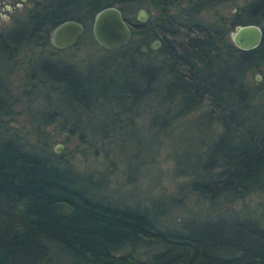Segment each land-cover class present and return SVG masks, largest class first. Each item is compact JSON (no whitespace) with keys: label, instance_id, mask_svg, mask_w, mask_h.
I'll return each mask as SVG.
<instances>
[{"label":"trees","instance_id":"obj_1","mask_svg":"<svg viewBox=\"0 0 264 264\" xmlns=\"http://www.w3.org/2000/svg\"><path fill=\"white\" fill-rule=\"evenodd\" d=\"M136 1L80 0L76 6L92 19L106 5ZM225 1L233 0H189L173 12L178 0H147L158 13L137 21V40L109 49L116 59L100 69L81 71L41 57L30 66L25 85L39 80L47 88L44 98L50 109L45 108L51 111H38L39 123L61 117L70 134L79 131L81 139L92 136L109 144L139 131V141L160 139L174 121L204 110L197 127L211 132L219 123L222 132L202 150L207 157L201 170L181 168L193 174L181 190L230 203L263 190L264 83L250 81L249 75L264 65V39L244 51L234 45L230 32L246 23L259 24L264 32V0H250L232 18L212 15ZM63 16L27 14L20 28L0 38V53L9 60L24 44L48 41L50 29ZM150 40L161 45L141 49ZM119 62L128 69L121 85L115 76L107 80L105 68ZM54 96L58 105L50 104ZM5 99L1 96L0 102ZM107 101L116 106L113 123L103 112L96 114ZM257 101L263 104L262 113L248 112ZM144 111L147 126H137ZM82 114L100 115L101 123L83 129ZM6 132L0 130V264H264L261 223L189 215L175 227L159 217L166 210L160 201L151 209L110 201L56 153ZM216 167L220 171L213 174ZM139 249L146 250L145 258Z\"/></svg>","mask_w":264,"mask_h":264},{"label":"rangeland","instance_id":"obj_2","mask_svg":"<svg viewBox=\"0 0 264 264\" xmlns=\"http://www.w3.org/2000/svg\"><path fill=\"white\" fill-rule=\"evenodd\" d=\"M188 1L178 0L177 5L171 8L172 11H178ZM249 1H225L223 4L215 6L216 8L211 11V14L216 17L232 18L236 12L241 13V8ZM117 5L124 11V15L131 18L133 22L140 8L149 10L150 16L158 13V10L148 4L147 0ZM207 13L204 12L205 15ZM67 14H75L81 17L85 25L79 42L71 48L60 50L54 47L49 33L46 42L41 40L42 42L38 45L35 42L22 45L21 50L13 54L9 59L10 61L5 59L3 53H0V84H2L0 85L2 87L0 97L6 98L5 102H0V108H2L0 109L2 112V114L0 113V130L7 131L8 135L12 133L28 145L35 144L48 153H56L63 163H67L79 173L86 175L97 191L110 201L114 200L121 204L145 205L150 209L155 200L160 201L166 210H163L159 217L172 223L175 227H178L180 221L187 219L189 215L199 218L206 216L209 219L222 216L225 219L232 217L249 218L264 226V189L254 191L243 199L231 203L223 197L219 200H211L196 193H185L183 189L181 190L180 187L186 185L193 176V174L185 173L183 170L193 172H197L198 169L201 170L205 164L204 158L207 157L203 151H207L208 144L210 145L211 141L222 132L219 123H214L210 127L211 132L208 128L197 127L198 125L201 126V122L204 120L202 117L204 110L195 109L174 121L163 132L160 139L139 141V131L134 136L131 135L133 137L128 140L117 138L116 143L109 144H102L101 138L94 139L92 136L81 139L79 131H76L74 135L70 134V125L63 124L61 117H57L50 124L39 123L36 113L44 109L46 111L51 110H49L48 102L44 98L47 88L42 87L39 80H31L33 85L25 86L30 82L28 81L31 72L30 66L34 62L41 57L62 60L66 64L73 65L83 71L90 68H103L105 61L113 62L116 59L113 50L97 44L92 35V19L85 16L84 9H77L76 12L72 10ZM211 14L208 13L212 17ZM13 15L20 17L22 14L14 13ZM11 26V23H3L0 17V32L12 28ZM134 29L135 26L132 27L131 39L136 41L138 35L134 33ZM153 41L150 40L148 45L141 46V49L146 50L148 46H152ZM105 68L107 80L115 76L117 85H121L124 74L128 70L124 63H120L116 67L105 66ZM259 73L261 75L260 81L264 83V65L259 68V71L249 75L250 81H256L255 77ZM57 99V96L52 97L50 104L56 103L58 105ZM257 103L253 110L248 112L261 114L263 104H259L258 101ZM47 106L48 110L45 108ZM97 109L100 110H96V114L103 112L104 117L109 118L108 122L111 123L112 120L113 123L112 110H116L113 102H104ZM145 113L146 111L142 112L140 119L136 120L138 121L137 126H141V124L144 127L147 126ZM99 116L86 118L82 114V128L95 129V126L101 123ZM56 146L61 147L60 152L55 151ZM219 171V167L211 170L213 174ZM145 251V249H139L136 252L141 258H145L148 254Z\"/></svg>","mask_w":264,"mask_h":264},{"label":"water","instance_id":"obj_3","mask_svg":"<svg viewBox=\"0 0 264 264\" xmlns=\"http://www.w3.org/2000/svg\"><path fill=\"white\" fill-rule=\"evenodd\" d=\"M148 10L140 8L137 18L141 21L147 20ZM84 31L83 24L74 19L59 22L51 33V43L59 49L71 47L82 37ZM131 27L126 21L123 11L117 4L106 5L96 11L92 20V35L98 45L106 49H115L125 46L131 39ZM263 28L259 24L246 23L238 24L235 30L230 33L235 46L240 50L247 51L254 49L263 41ZM152 47L157 49L160 45L158 40L152 42ZM256 81H260V73L256 75ZM56 152L61 151L60 146H56Z\"/></svg>","mask_w":264,"mask_h":264},{"label":"flooded vegetation","instance_id":"obj_4","mask_svg":"<svg viewBox=\"0 0 264 264\" xmlns=\"http://www.w3.org/2000/svg\"><path fill=\"white\" fill-rule=\"evenodd\" d=\"M77 4H80V0H0V6H1L0 17L2 18L3 23H6V24L11 23V25H12L11 26L12 28L6 29L5 31L0 32V38L4 37L5 34H8L9 32H11L13 30L16 31V29L20 28V26L23 24V22H25V18H26L27 14L28 15L29 14L36 15L37 12H39V11H42L45 14L47 13V14H52L55 16L58 14H61V16L64 15L59 22L64 21V20L74 19V20L78 21L80 24H83L81 17H78L75 14H67L68 12H70L72 10H74V12H76V10H77L76 5ZM26 5H28V6H26ZM72 6H74V7H72ZM148 12H149V10H148ZM14 13H18L19 15L20 14H22V15L20 17H18V16H14L13 15ZM23 15H24V17H22ZM49 16H51V15H49ZM149 16H150V12H149ZM149 16H148V18H149ZM93 17H92V20H93ZM124 17L127 21V18L125 15H124ZM137 21H141L137 18V15H136V19L134 22L133 21H129V22L127 21L131 27V31H132V27L135 26ZM146 21L147 20H145L143 22H146ZM59 22L57 24H59ZM54 27L51 28L49 31L50 36H51L52 30L54 29ZM83 27L85 30L84 24H83ZM51 38H52V36H51ZM72 46L73 45H71V47ZM71 47H66V48H61V49H67V48H71Z\"/></svg>","mask_w":264,"mask_h":264}]
</instances>
